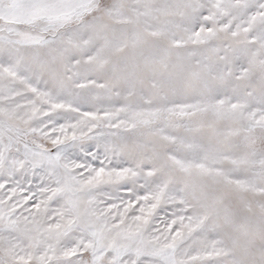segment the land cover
I'll return each instance as SVG.
<instances>
[{"label": "snow or ice", "instance_id": "6c2138e0", "mask_svg": "<svg viewBox=\"0 0 264 264\" xmlns=\"http://www.w3.org/2000/svg\"><path fill=\"white\" fill-rule=\"evenodd\" d=\"M0 264H264V0H0Z\"/></svg>", "mask_w": 264, "mask_h": 264}]
</instances>
